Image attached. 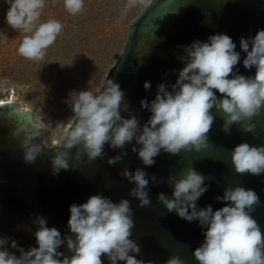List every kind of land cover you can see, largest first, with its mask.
I'll list each match as a JSON object with an SVG mask.
<instances>
[{
    "label": "clouds",
    "instance_id": "1",
    "mask_svg": "<svg viewBox=\"0 0 264 264\" xmlns=\"http://www.w3.org/2000/svg\"><path fill=\"white\" fill-rule=\"evenodd\" d=\"M6 2L9 4L5 16L7 24L26 34L19 45V54L29 60H42L45 50L56 41L62 24L55 19L38 22L45 0ZM138 2L144 0H128V6ZM64 4L75 15L82 11L84 0H64ZM178 47H183L184 54L178 59L184 67L178 71L175 83L169 86L162 82L157 86L151 102L147 98L140 101L141 108L151 113L143 126L135 115L130 114L129 118L122 115V111L128 112L129 105L124 91L112 79H107L98 93L81 90L69 94L73 115L64 129L62 148L66 151L59 149L51 160L54 175L69 168V150L75 146H81L89 160L103 158L105 144L121 149L107 161L113 166L128 155L126 145L133 140L140 147L133 145L131 150L138 153L145 166L154 165V158L161 151L170 155L182 149L200 151L208 146V134L215 123L213 109L222 114V131L226 134H230L233 124H239L244 132L254 131L251 121L264 108V29L258 30L254 37L240 38V49L246 53L243 65L249 70L255 67V76L238 73L240 52L227 34L210 35L207 42L195 40ZM143 86L148 90L151 83L145 81ZM217 92L221 94L219 97ZM43 126L42 118L31 128L25 124L20 126L26 138L19 146L27 164L34 163L42 152V145L34 142L38 136L34 129ZM19 134V131L15 133ZM79 155L78 150L77 158ZM231 161L238 174H264V144L235 145ZM121 175L135 183L128 195L139 201V207H150L149 174L141 168L133 173L125 167ZM150 179L156 184L160 182L155 175ZM161 180L173 188L171 197L163 192L157 194V200L167 212H174L188 222L196 221L206 229L203 242L193 251L199 264H264V233L251 215L260 204L255 190L239 185L226 187L222 196L215 197L224 206L213 210L211 205L203 208L197 205L208 185L205 176L193 167L185 169L179 177L170 174ZM69 210L68 227L74 238L68 234L62 238L56 227H48L46 218L37 215L34 221L38 225L34 233L37 246L25 250L15 239L0 236V264H103L102 256H106L110 264H118V261L145 264L133 255H138L141 248L130 238L134 220L129 199L121 198L116 203L98 193L84 203L70 205ZM9 241L10 247L19 251V256L8 251ZM65 243L71 256L58 251ZM165 264L184 262L173 255Z\"/></svg>",
    "mask_w": 264,
    "mask_h": 264
},
{
    "label": "water",
    "instance_id": "2",
    "mask_svg": "<svg viewBox=\"0 0 264 264\" xmlns=\"http://www.w3.org/2000/svg\"><path fill=\"white\" fill-rule=\"evenodd\" d=\"M260 29H264V0H151L131 22L118 60L110 66L95 93L102 89L107 79L118 83L129 105L128 112L122 111V115L125 118L135 115L143 126L151 113L141 108L140 101L147 98L151 102L157 86L162 82L169 86L175 83L178 71L184 67L178 59L184 54L183 47L178 46L190 45L195 40L207 42L214 34H227L235 42L236 51L240 52V62L236 66L238 73L255 76V67L249 70L243 65L246 53L240 49V38L254 37ZM145 81L151 83L148 90L143 86ZM212 114L215 123L208 134V146L200 151L182 149L176 155L161 151L154 158V165L145 166L138 153L131 150L135 145L133 140L126 145L128 155L113 166L107 161L118 155L121 149L105 144V156L89 160L82 147L75 146L69 150V168L54 175L51 160L59 149L66 151L62 148L63 139L58 145L53 142L52 147H48L34 138V142L42 145V152L34 163H25L19 143L26 136L20 126L25 124L31 128L38 120L27 110L18 108L16 102H3L0 105V236L15 239L25 250L37 246L34 233L38 225L34 221L39 215L46 218L48 227H56L62 238L66 234L74 238L68 227L69 206L84 203L99 193L116 203L121 198L129 199L134 220L130 238L141 248L138 255L133 254L137 259L145 264L149 261L165 264L176 255L184 264H199L193 251L203 242L206 229L196 221L188 222L174 212H167L157 200L158 193L171 197L173 191L172 186L161 178L166 179L170 174L179 177L188 167H193L206 178L208 190L197 201L200 208L206 205H211L213 210L223 207L224 203L215 197L222 196L226 187L239 185L255 190L260 204L251 215L264 233V174H238L231 161V150L235 145L242 142L264 144V108L253 117L251 123L255 129L252 132H244L239 124H233L230 134H226L222 131V114L215 109ZM34 130L39 133L40 128ZM17 131L19 136L15 135ZM125 167L133 173L141 168L149 174L150 207H139V201L128 195L135 183L121 175ZM152 175L160 181L158 184L151 181ZM7 247L8 251L20 255L17 249L10 247V241ZM58 251L66 256L72 255L66 243ZM101 259L103 264H110L106 256ZM118 264L125 262L118 261Z\"/></svg>",
    "mask_w": 264,
    "mask_h": 264
},
{
    "label": "rangeland",
    "instance_id": "3",
    "mask_svg": "<svg viewBox=\"0 0 264 264\" xmlns=\"http://www.w3.org/2000/svg\"><path fill=\"white\" fill-rule=\"evenodd\" d=\"M148 3L129 7L128 0H84L82 11L73 15L64 0H45L38 22L55 19L63 27L36 61L19 54L26 34L7 24L9 4L0 0V99L11 97L18 108L42 118L37 139L48 147L58 145L73 115L69 94L101 87L126 44L131 22Z\"/></svg>",
    "mask_w": 264,
    "mask_h": 264
},
{
    "label": "bare ground",
    "instance_id": "4",
    "mask_svg": "<svg viewBox=\"0 0 264 264\" xmlns=\"http://www.w3.org/2000/svg\"><path fill=\"white\" fill-rule=\"evenodd\" d=\"M0 101H2V102L13 101V98H11V97H8L6 100L0 99Z\"/></svg>",
    "mask_w": 264,
    "mask_h": 264
}]
</instances>
